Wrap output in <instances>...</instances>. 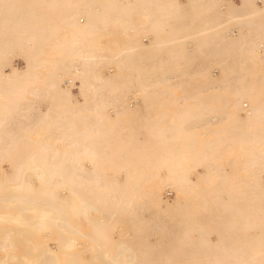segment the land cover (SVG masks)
Segmentation results:
<instances>
[{
	"label": "bare ground",
	"instance_id": "bare-ground-1",
	"mask_svg": "<svg viewBox=\"0 0 264 264\" xmlns=\"http://www.w3.org/2000/svg\"><path fill=\"white\" fill-rule=\"evenodd\" d=\"M0 264H264V0H0Z\"/></svg>",
	"mask_w": 264,
	"mask_h": 264
},
{
	"label": "rangeland",
	"instance_id": "rangeland-1",
	"mask_svg": "<svg viewBox=\"0 0 264 264\" xmlns=\"http://www.w3.org/2000/svg\"><path fill=\"white\" fill-rule=\"evenodd\" d=\"M236 1H237V0H236ZM239 1H240V0H238V2H239ZM146 41H148V40H146ZM16 62H17V63H23V60H22L21 58H19V59L17 58V59H16ZM215 72H217V71L215 70ZM167 191H168V192H167L166 194H167L168 196H171V197L174 196V192H175V191H174L173 189L171 190V189L168 188ZM169 193H170V194H169Z\"/></svg>",
	"mask_w": 264,
	"mask_h": 264
}]
</instances>
